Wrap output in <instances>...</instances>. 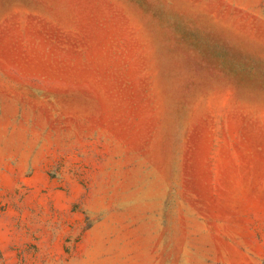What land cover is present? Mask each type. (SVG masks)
Instances as JSON below:
<instances>
[{
	"label": "rangeland",
	"instance_id": "1",
	"mask_svg": "<svg viewBox=\"0 0 264 264\" xmlns=\"http://www.w3.org/2000/svg\"><path fill=\"white\" fill-rule=\"evenodd\" d=\"M0 264H264V0H0Z\"/></svg>",
	"mask_w": 264,
	"mask_h": 264
}]
</instances>
